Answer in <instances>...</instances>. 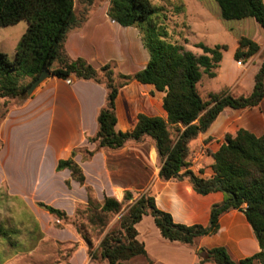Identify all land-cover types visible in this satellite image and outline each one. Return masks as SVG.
Masks as SVG:
<instances>
[{"label": "trees", "instance_id": "trees-1", "mask_svg": "<svg viewBox=\"0 0 264 264\" xmlns=\"http://www.w3.org/2000/svg\"><path fill=\"white\" fill-rule=\"evenodd\" d=\"M92 7L94 0H87ZM224 21L254 19L264 30V0H216ZM89 11V9H88ZM110 18L123 27H136L143 36L150 61L145 69L132 74H122L116 64L95 69L83 59L71 60L64 45L70 31L88 18V12L78 20L75 0H0V27L14 26L21 21L28 24L11 60L0 52V113L11 100L23 105L33 95L29 89L33 82L48 69L52 77L62 80L93 81L107 90L104 108L98 115V130L88 142L96 145L94 151L77 149L75 156L85 152L86 160L101 151H118L129 143L150 140L156 149L159 178L164 182L188 179L195 192L209 195L221 192L223 203L213 206L211 223L187 226L177 224L169 213L161 211L155 199L146 194L124 209L114 197H106L97 204L93 191L87 187L89 205L82 220L101 234L97 247L83 226H75L87 244V253L97 264H129L138 256H147L145 246L138 240L137 224L144 216H152L163 238L178 242L198 252L197 238L219 232V219L230 210H241L252 226L260 245V252L239 263L230 258L225 248L202 250L198 253L202 264H264V134L257 136L247 130H239L235 137L227 135L219 151L213 155V176L203 178L192 170L189 159L190 143L206 133L226 110H246L258 107L264 99V62L255 76L254 89L247 96H233L221 92L210 94L204 100L198 85L207 75L216 78L225 45L210 47L198 44L203 54L196 56L178 41H172L165 24L167 16L151 0H110ZM261 51V46L247 37H241L234 58L248 61ZM138 82L151 85L164 93L163 108L167 118L138 115L136 127L128 132L116 130L118 118L116 100L121 89ZM3 103V104H2ZM14 106V107H15ZM11 109V108H10ZM10 109L1 114L2 121ZM0 121V123H1ZM68 169L72 179L86 184L82 168L73 160L59 161L57 170ZM126 200H133L130 192ZM95 204V206H94ZM60 220H67L66 212L51 206L38 204ZM77 216H81L79 212ZM111 216H117L115 223ZM0 235L5 232L0 228Z\"/></svg>", "mask_w": 264, "mask_h": 264}, {"label": "crops", "instance_id": "crops-1", "mask_svg": "<svg viewBox=\"0 0 264 264\" xmlns=\"http://www.w3.org/2000/svg\"><path fill=\"white\" fill-rule=\"evenodd\" d=\"M109 6L110 0H94L92 7L87 0H75L78 20L87 12L88 18L68 34L64 45L66 55L71 60L84 59L97 69L114 61L122 74L138 73L150 61L143 36L138 28L123 27L113 21L108 14ZM259 45L263 47V44ZM237 48L238 43L232 52L233 58ZM222 63L223 60L220 68ZM237 65L244 67L239 62ZM221 75L219 71L217 79H221ZM231 78L227 76L223 87L229 88L230 92L239 87V81L233 83ZM164 96L153 86L138 82L121 89L116 100V130H133L139 114L166 119ZM106 99V88L93 81L74 77L62 80L51 76L23 105L11 108L0 123V192L5 187L9 196L25 201L37 219L42 213L31 206L35 201L51 205L69 216L77 215L80 209L89 205L87 187L100 202L106 197L122 202L126 192L137 196L147 194L155 199L161 211L172 216L175 223L208 227L212 208L224 202V194L199 195L188 179L162 181L157 152L150 140L129 143L118 151H101L86 161L81 154L72 155L77 149H96L87 137L96 134L98 115ZM240 117L248 123L246 129L263 135L264 99L250 110L224 111L206 133L190 143L191 170L196 175L213 176V158L208 156V148L218 146L216 152L224 137L239 129L233 127ZM69 159L82 168L86 177L84 186L72 179L70 170H57L59 161ZM219 224L217 234L195 240L197 252L163 238L154 218L144 216L136 228L137 238L144 244L147 256L135 257L129 264H202L198 253L215 248H225L232 261L239 263L260 252L255 232L243 211L230 210L222 214ZM52 235L54 240L79 244L70 264H96L89 259L85 242L76 232L66 229Z\"/></svg>", "mask_w": 264, "mask_h": 264}, {"label": "rangeland", "instance_id": "rangeland-1", "mask_svg": "<svg viewBox=\"0 0 264 264\" xmlns=\"http://www.w3.org/2000/svg\"><path fill=\"white\" fill-rule=\"evenodd\" d=\"M151 3L154 7L165 11L168 18L165 24L172 41H178L186 50L196 56L203 54V51L197 48L198 44L210 47L225 45L227 47V51L223 53L222 66L216 70L217 76L219 71L222 72L221 79H217V77L210 79L207 75H204L198 85L199 93L204 100H208L210 94L221 92L233 96L238 95L236 97L251 93L255 83V74L258 73L257 69H260L264 62V30L254 19L224 21L221 18L220 8L216 0H151ZM202 11L205 12V15ZM27 25L26 21H21L14 26L0 27V51L6 53L11 60L14 59V53L24 31L27 29ZM241 37L257 40L259 44H263V47L257 55L248 61L239 62L244 67L238 68V61L233 58L232 52ZM109 64H115V62L111 61ZM92 67L94 66L92 65ZM118 70L120 71L119 67ZM229 75L232 77L233 83L239 81V87L231 92L229 88L223 89ZM17 103L18 101L11 100L7 106L2 107L0 115L6 109L13 108ZM234 125H236L233 127L234 129L236 127L239 129L234 134L227 135L235 137L239 130H247L255 134L245 128L248 123L242 117ZM217 147H209L208 156L213 158V155L220 149L219 147L215 152ZM78 154L83 155V159L86 161L85 152H79ZM132 195L133 200H126V195H124L121 202L124 209L131 206L133 201L142 196ZM93 196L97 204L102 205L104 203V200L102 202L98 201L94 193ZM39 203L51 206L44 202H33L31 206H35L42 213L41 217L37 219L32 207H29L30 205L20 198L9 196L5 187L2 188L0 192V228L7 232V235H0V264H70L71 257L79 248V244L71 241L60 242L54 240L52 234L66 229L79 234L75 226H83L92 239L94 247H97L102 236L85 220H82L85 209L79 210L81 216L68 215L69 218L65 221L50 214L40 207ZM117 219V216H111L110 222L113 224ZM74 224L76 225L74 226ZM79 235L83 239L82 235ZM85 245L87 247L86 243Z\"/></svg>", "mask_w": 264, "mask_h": 264}, {"label": "water", "instance_id": "water-1", "mask_svg": "<svg viewBox=\"0 0 264 264\" xmlns=\"http://www.w3.org/2000/svg\"><path fill=\"white\" fill-rule=\"evenodd\" d=\"M49 77H51V73L48 69H46L40 76L38 79H36L33 84L31 85L30 89H29V94L33 95L35 93V91L37 90V88L43 84Z\"/></svg>", "mask_w": 264, "mask_h": 264}]
</instances>
